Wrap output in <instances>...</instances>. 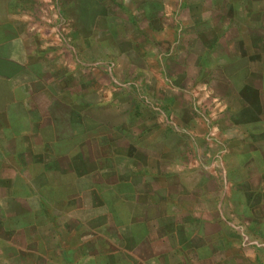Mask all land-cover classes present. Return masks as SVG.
Masks as SVG:
<instances>
[{
  "label": "crops",
  "instance_id": "1",
  "mask_svg": "<svg viewBox=\"0 0 264 264\" xmlns=\"http://www.w3.org/2000/svg\"><path fill=\"white\" fill-rule=\"evenodd\" d=\"M0 264H264V0H0Z\"/></svg>",
  "mask_w": 264,
  "mask_h": 264
},
{
  "label": "rangeland",
  "instance_id": "2",
  "mask_svg": "<svg viewBox=\"0 0 264 264\" xmlns=\"http://www.w3.org/2000/svg\"><path fill=\"white\" fill-rule=\"evenodd\" d=\"M58 25L42 28V36L51 39V42H58V39H61L66 42L72 38V35H75V28L71 29L68 26H65L63 23H57Z\"/></svg>",
  "mask_w": 264,
  "mask_h": 264
}]
</instances>
